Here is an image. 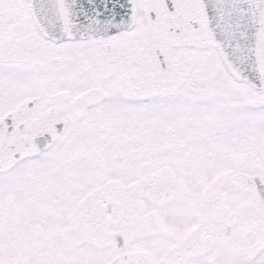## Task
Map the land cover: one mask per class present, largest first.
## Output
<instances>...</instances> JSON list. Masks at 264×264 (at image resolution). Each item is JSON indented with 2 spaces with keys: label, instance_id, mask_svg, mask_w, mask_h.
Returning a JSON list of instances; mask_svg holds the SVG:
<instances>
[{
  "label": "snow or ice",
  "instance_id": "obj_1",
  "mask_svg": "<svg viewBox=\"0 0 264 264\" xmlns=\"http://www.w3.org/2000/svg\"><path fill=\"white\" fill-rule=\"evenodd\" d=\"M0 264H264V0H0Z\"/></svg>",
  "mask_w": 264,
  "mask_h": 264
}]
</instances>
